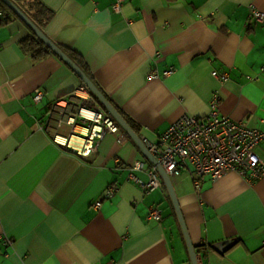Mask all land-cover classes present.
<instances>
[{
  "label": "crops",
  "instance_id": "0c3cea01",
  "mask_svg": "<svg viewBox=\"0 0 264 264\" xmlns=\"http://www.w3.org/2000/svg\"><path fill=\"white\" fill-rule=\"evenodd\" d=\"M42 1L52 11L43 28L18 5L145 144L185 112L207 116L215 93L223 114L264 129V75L252 79L264 64V21L251 17L264 0H124L120 10L117 0ZM9 10L0 24V264H193L161 173L162 187L150 191L132 177L147 181L156 164L58 53L45 42L52 52L43 58L25 51L40 36ZM75 90L119 123L87 157L74 150L84 138L64 148L42 127L53 101ZM257 152L264 158V141ZM171 178L200 264H264V176L213 179L185 168Z\"/></svg>",
  "mask_w": 264,
  "mask_h": 264
},
{
  "label": "built area",
  "instance_id": "2783aa9c",
  "mask_svg": "<svg viewBox=\"0 0 264 264\" xmlns=\"http://www.w3.org/2000/svg\"><path fill=\"white\" fill-rule=\"evenodd\" d=\"M124 0H117L114 7L121 9ZM252 18L264 21V12L252 9ZM1 48V43H0ZM214 75L227 80V75ZM264 75V64L252 79L259 80ZM43 98V91L37 90L34 101L39 103ZM221 96L215 93L211 102V110L207 116H197L188 112L179 116L156 142H150L149 150L159 158V162L170 175H178L185 168H190L199 177L210 175L218 179L223 175L236 171L246 180H253L264 176V158L257 147L264 141V129L253 127L244 120H235L223 114L219 105ZM49 117L42 127L49 130L54 141L64 147H73L71 140L74 136H81L85 143L75 152L87 157L98 150L106 134L117 132L119 123L103 107L91 93L83 90L74 92L53 101ZM64 126L69 132L62 131ZM143 167L137 162L135 168ZM147 181L132 177L145 191L162 187L160 170L157 165L149 172ZM115 186L110 188L114 194ZM151 215L162 217V210L154 207ZM10 243L9 238L6 239Z\"/></svg>",
  "mask_w": 264,
  "mask_h": 264
},
{
  "label": "water",
  "instance_id": "95a60500",
  "mask_svg": "<svg viewBox=\"0 0 264 264\" xmlns=\"http://www.w3.org/2000/svg\"><path fill=\"white\" fill-rule=\"evenodd\" d=\"M12 10H14L22 19H24L34 31L41 37V39L51 47L56 53H58L68 64H70L76 72L83 78L86 84L90 87L92 92L97 96V98L102 102V104L112 113V115L119 121V123L135 138L139 145L143 148L145 154L159 167L160 173L166 182L170 194L172 196L173 202L175 204L182 228L190 249V254L193 264H200L198 259V253L196 251V246L190 235L181 205L176 193L171 175L164 169L156 156L149 150V147L138 132L132 127L128 120L122 115L120 110L112 103V101L104 94V92L96 85V83L90 78V76L85 72V70L68 54L66 53L58 44H56L25 12L24 10L13 0H3Z\"/></svg>",
  "mask_w": 264,
  "mask_h": 264
},
{
  "label": "trees",
  "instance_id": "16d2710c",
  "mask_svg": "<svg viewBox=\"0 0 264 264\" xmlns=\"http://www.w3.org/2000/svg\"><path fill=\"white\" fill-rule=\"evenodd\" d=\"M18 4L21 5V7L28 12V14L34 18V20L37 22V24L43 28L45 25H47L48 21L50 20L52 16L51 9L42 1V0H17ZM0 24L4 22H8L12 18V14L9 10V7L0 0ZM23 47L25 51H27L31 56L34 58H43L48 53H51L52 50L47 47V45L44 43V41L36 36L32 35L28 40H26L23 44ZM209 246H213L212 244H201L197 246L198 250L200 249H206Z\"/></svg>",
  "mask_w": 264,
  "mask_h": 264
}]
</instances>
